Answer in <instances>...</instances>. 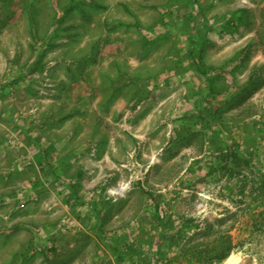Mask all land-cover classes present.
Instances as JSON below:
<instances>
[{
  "label": "rangeland",
  "instance_id": "1",
  "mask_svg": "<svg viewBox=\"0 0 264 264\" xmlns=\"http://www.w3.org/2000/svg\"><path fill=\"white\" fill-rule=\"evenodd\" d=\"M235 140L264 172V0H0V264H264Z\"/></svg>",
  "mask_w": 264,
  "mask_h": 264
},
{
  "label": "trees",
  "instance_id": "2",
  "mask_svg": "<svg viewBox=\"0 0 264 264\" xmlns=\"http://www.w3.org/2000/svg\"><path fill=\"white\" fill-rule=\"evenodd\" d=\"M33 15V13H32ZM225 30L226 31H229V28H233L235 26H237L236 24V20L234 19L233 15H230L226 18L225 20ZM198 43H199V46H200V49H196L195 46H192L191 45V48H190V52H191V56L194 57V60H193V69L195 70L196 73H199L201 76L204 77L205 79V82L207 83L208 85V91H212V92H217L219 90V86L217 85L216 83V77L213 76V72L216 68L213 67V66H209L206 61L204 60V57H203V51H204V46H205V37L204 36H201L199 39H198ZM199 119H201V122H202V125H203V129L205 131H207V126L209 125L208 123L209 122H212L214 125H219V129H218V134H221L223 133V135L227 136L229 139L231 138V135L228 134V127L226 126V124H219L218 121L220 120L221 116H219L215 109L214 108H211L210 109V112L209 114L207 115H199L198 116ZM218 138V136H217ZM219 139V138H218ZM214 140L216 142H219V140ZM236 144V148L234 149V151H230V153L228 155H225V162L227 163L228 167L230 166V162L233 161V162H243L244 163V166L247 167V168H250V169H253L255 171V173H257V175L259 176H264V172L261 171V170H258L257 168H255L253 166V161L251 159V157H249L247 154L244 155L242 153V151L240 150V147L241 145L235 140L234 142ZM221 151V150H219ZM41 159H38L39 162ZM212 170H214L212 168ZM216 170V169H215ZM51 173L54 174L53 171H51ZM260 185V183H259ZM70 188H73V185L71 184L69 186ZM261 188L263 187L264 188V181L261 183ZM264 193V191H263ZM152 195V194H150ZM156 213L155 215L157 216V218H160V214H159V211H161L160 209V205H157L156 207ZM161 221V219H159ZM225 243V242H223ZM227 245H223L222 249H220L221 253L220 254H217L216 256V259L218 262H221V261H224L226 259H228V257L231 255L233 249H234V246L229 243V242H226ZM229 243V244H228ZM128 247L130 246L129 244H127ZM186 248H183L181 249V252L182 251H185ZM123 251L121 250V253ZM121 253H119V255H121ZM124 253V252H123Z\"/></svg>",
  "mask_w": 264,
  "mask_h": 264
},
{
  "label": "bare ground",
  "instance_id": "3",
  "mask_svg": "<svg viewBox=\"0 0 264 264\" xmlns=\"http://www.w3.org/2000/svg\"><path fill=\"white\" fill-rule=\"evenodd\" d=\"M235 260H236L235 259V255H231L227 259V261H228L229 264H234Z\"/></svg>",
  "mask_w": 264,
  "mask_h": 264
}]
</instances>
